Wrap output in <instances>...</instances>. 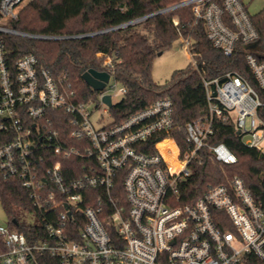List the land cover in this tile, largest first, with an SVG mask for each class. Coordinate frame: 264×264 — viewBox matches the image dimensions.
<instances>
[{
  "label": "built area",
  "instance_id": "1",
  "mask_svg": "<svg viewBox=\"0 0 264 264\" xmlns=\"http://www.w3.org/2000/svg\"><path fill=\"white\" fill-rule=\"evenodd\" d=\"M28 1L0 0V178L19 181L39 222L30 224L38 227L30 237L16 229L17 218L0 225V264L264 261V207L243 178L210 185L194 202H180L202 151L220 164L237 161L224 142H209L215 117L231 120L244 144L264 154V51L245 2L179 0L160 9L190 7L194 23L203 21L207 37L225 55L239 42L250 47L245 58L258 85L237 71L222 79L203 77L208 112L186 123L183 150L173 135L170 97L102 125V118H94L92 100H80L71 82L42 65L36 54L14 58L5 35L72 37L16 27ZM179 40L192 57L190 37L180 33ZM104 64L100 71L110 79L97 98L107 112L112 107L103 97L110 95L114 105L113 96L123 97L126 87L114 77L111 56ZM193 65L204 76L203 66L195 60ZM70 158L85 163L71 167Z\"/></svg>",
  "mask_w": 264,
  "mask_h": 264
},
{
  "label": "trees",
  "instance_id": "2",
  "mask_svg": "<svg viewBox=\"0 0 264 264\" xmlns=\"http://www.w3.org/2000/svg\"><path fill=\"white\" fill-rule=\"evenodd\" d=\"M176 1L179 0H29L20 10L16 27L32 33L72 37L45 40L9 34L4 38L14 58L26 53L36 54L40 63L56 76L66 77L84 102L97 99L99 91L83 79V73L90 68L105 69L104 61L111 56L114 77L126 87L125 95L110 109L115 122L159 98L170 97L174 103L173 135L184 150L186 123L208 112L203 77L222 79L226 72L237 71L254 87L258 85L245 58L250 47L239 42L233 54L225 55L207 37L203 21L194 23L190 7L156 13ZM145 16L148 17L133 22ZM251 17L260 32L264 51V9ZM174 20L178 21L177 26ZM123 24L126 25L121 26ZM180 33L190 37L192 59L203 66L204 76L192 62L175 70L166 82L159 83L152 74L154 59L159 52L171 48L180 39ZM213 128L209 142H224L237 156V161L220 164L202 151L192 165V174L184 181L180 202H194L210 185L227 183L238 176L264 207V154L244 144L231 120L215 117ZM77 142L73 140L72 144ZM68 163L81 168L85 161L70 158ZM118 182L121 190V179ZM0 197L11 219L16 218L19 208L31 209L26 191L17 179L0 178ZM16 229L30 237L38 227L19 224ZM3 249L0 237V251ZM254 261L264 264L257 258Z\"/></svg>",
  "mask_w": 264,
  "mask_h": 264
},
{
  "label": "rangeland",
  "instance_id": "3",
  "mask_svg": "<svg viewBox=\"0 0 264 264\" xmlns=\"http://www.w3.org/2000/svg\"><path fill=\"white\" fill-rule=\"evenodd\" d=\"M252 15L257 14L264 9V0H243ZM193 62L192 57L189 55L188 51L184 48L180 40H176L173 46L162 54L157 55L154 59L153 64V78L159 82L164 83L171 78L172 73L177 69H182L187 67ZM121 85L117 83L116 89H119ZM122 98V94L118 93L113 96V101L116 103ZM94 108V118H102V125L113 122V115L110 109L105 112L106 106L100 102L99 98L93 99L91 103ZM16 218L19 224H31L38 223L39 218L35 212H32L23 207L18 209ZM10 216L6 212L1 197H0V225H9Z\"/></svg>",
  "mask_w": 264,
  "mask_h": 264
},
{
  "label": "water",
  "instance_id": "4",
  "mask_svg": "<svg viewBox=\"0 0 264 264\" xmlns=\"http://www.w3.org/2000/svg\"><path fill=\"white\" fill-rule=\"evenodd\" d=\"M160 12V11H159ZM156 12V13H159ZM148 17V16H146ZM145 17V18H146ZM162 54V52H159L158 55ZM83 79L95 90H102L106 83L109 81L110 79V74L106 71H100V70H96L94 68H90L87 71H85L83 73ZM104 101L107 102V104L112 107L113 106V102L112 99L110 97V95H105L103 97Z\"/></svg>",
  "mask_w": 264,
  "mask_h": 264
}]
</instances>
